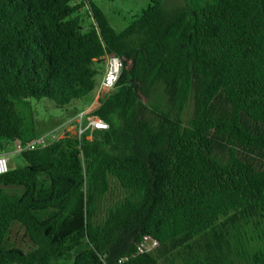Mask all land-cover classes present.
<instances>
[{
  "label": "trees",
  "instance_id": "trees-1",
  "mask_svg": "<svg viewBox=\"0 0 264 264\" xmlns=\"http://www.w3.org/2000/svg\"><path fill=\"white\" fill-rule=\"evenodd\" d=\"M108 54L107 128L0 173V264H264V0H149L120 30L93 0H0V153L54 129L31 99L90 95Z\"/></svg>",
  "mask_w": 264,
  "mask_h": 264
},
{
  "label": "rangeland",
  "instance_id": "rangeland-1",
  "mask_svg": "<svg viewBox=\"0 0 264 264\" xmlns=\"http://www.w3.org/2000/svg\"><path fill=\"white\" fill-rule=\"evenodd\" d=\"M96 4H98L103 11L106 13L110 23L116 30L122 29L127 22L130 20L132 15L140 12V10L146 6L149 0H93ZM182 4V0H165V5L169 8L175 7L176 5ZM92 21L91 17H87L84 21V24ZM102 75L98 74L96 76V80L99 81ZM96 95V90L90 95H86L80 99L72 101L69 105L63 107H56L54 103L47 98H41L40 100L31 99V103L33 106L34 116H35V125L38 132H45L50 130L51 128L57 127L61 121L72 113V107H84L89 105ZM102 100V99H101ZM72 110V111H71ZM69 123L67 126L68 131L65 133H75V121L71 117L68 119ZM90 137V136H89ZM1 141V140H0ZM13 143L9 144L8 147V161L7 168H14L23 166L25 161L23 160L20 153H14ZM20 236L17 237L19 240ZM24 249H27L25 244H21ZM75 255V251H71L68 256L58 262V264H71L73 262Z\"/></svg>",
  "mask_w": 264,
  "mask_h": 264
},
{
  "label": "built area",
  "instance_id": "built-area-1",
  "mask_svg": "<svg viewBox=\"0 0 264 264\" xmlns=\"http://www.w3.org/2000/svg\"><path fill=\"white\" fill-rule=\"evenodd\" d=\"M123 64L122 60L118 55L108 54L105 56L104 61V72L99 82V86L109 92L115 85ZM91 109H86L77 112L72 118L75 121V133L78 137L82 136L86 131H92L94 129H104L107 128V123L103 120L97 118L96 116L90 113ZM69 120H66L64 123L58 125L56 128L42 134L27 144H21L19 141L13 143L14 153H21L23 151L32 150L37 147H43L49 144L50 142L62 137L65 135ZM89 137V135L87 136ZM10 152L4 150L0 153V173L7 171V161L8 155ZM156 245V241L149 236H144L143 239L136 245L137 253H142L148 251ZM126 258L119 259V262L125 260Z\"/></svg>",
  "mask_w": 264,
  "mask_h": 264
},
{
  "label": "crops",
  "instance_id": "crops-1",
  "mask_svg": "<svg viewBox=\"0 0 264 264\" xmlns=\"http://www.w3.org/2000/svg\"><path fill=\"white\" fill-rule=\"evenodd\" d=\"M101 77H102V76H101ZM101 77H100V80H101ZM100 80L98 81V84H97V86H96V88H95V90H96V95L93 97L91 103H90L89 105H86V106H84V107H80V108L73 106V107H72V110H73L74 112H75V111H78V110H82V109H83V110H86V109H93V108H95L96 106L100 105V104L104 101V99L106 98V96L108 95L109 92H107V90L104 89L103 87H100V86H99V82H100ZM101 90H105L104 96H103L102 100H100L99 102H96V97H97L98 93H99ZM72 110H71V111H72ZM59 125H60V124H59ZM54 128H55V127H54ZM51 129H52V128H51Z\"/></svg>",
  "mask_w": 264,
  "mask_h": 264
},
{
  "label": "bare ground",
  "instance_id": "bare-ground-1",
  "mask_svg": "<svg viewBox=\"0 0 264 264\" xmlns=\"http://www.w3.org/2000/svg\"><path fill=\"white\" fill-rule=\"evenodd\" d=\"M104 93H105V90H101V91L98 93V95H97V97H96V102H99V101L103 98Z\"/></svg>",
  "mask_w": 264,
  "mask_h": 264
},
{
  "label": "clouds",
  "instance_id": "clouds-1",
  "mask_svg": "<svg viewBox=\"0 0 264 264\" xmlns=\"http://www.w3.org/2000/svg\"><path fill=\"white\" fill-rule=\"evenodd\" d=\"M104 72V71H103ZM103 75V74H102ZM110 92V91H109Z\"/></svg>",
  "mask_w": 264,
  "mask_h": 264
}]
</instances>
